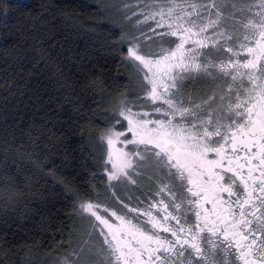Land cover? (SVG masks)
Wrapping results in <instances>:
<instances>
[{
	"label": "snow or ice",
	"instance_id": "obj_1",
	"mask_svg": "<svg viewBox=\"0 0 264 264\" xmlns=\"http://www.w3.org/2000/svg\"><path fill=\"white\" fill-rule=\"evenodd\" d=\"M114 6L131 24L115 50L140 91L113 102L98 78L95 107L74 108L102 129L99 178L115 205L80 201L86 230L57 264H264V0ZM3 192L7 214L17 193Z\"/></svg>",
	"mask_w": 264,
	"mask_h": 264
},
{
	"label": "trees",
	"instance_id": "obj_2",
	"mask_svg": "<svg viewBox=\"0 0 264 264\" xmlns=\"http://www.w3.org/2000/svg\"><path fill=\"white\" fill-rule=\"evenodd\" d=\"M0 11L9 13L0 16V262L22 264L67 254L81 200H113L99 178L102 129L78 120L74 105L95 107L88 85L98 78L113 102L135 96L138 77L115 50L121 30L101 0H0ZM5 183L18 201L7 214Z\"/></svg>",
	"mask_w": 264,
	"mask_h": 264
},
{
	"label": "rangeland",
	"instance_id": "obj_3",
	"mask_svg": "<svg viewBox=\"0 0 264 264\" xmlns=\"http://www.w3.org/2000/svg\"><path fill=\"white\" fill-rule=\"evenodd\" d=\"M124 2H125V0H101V4H102L103 8L109 10V12L108 11L107 12L110 13L109 15H110V19L112 22L116 23L117 26L120 28V30H131L130 22L127 21L124 17V14L117 7L114 6L117 4L122 5ZM190 90H191V85H190ZM132 91L134 94H137L140 91V89L137 86V80H136V84L134 85V88L132 89ZM137 191L139 192L140 189L139 190H132V189L125 190L122 187L116 189L117 195L121 199H127L129 196H131L132 193L134 194V192H137ZM110 194H111V192H110ZM111 196L112 195H110L109 198H111ZM139 198H141L140 195H139ZM141 199H143V198H141ZM101 201L104 203H110V204L115 205L114 199L113 200L107 199V200H101ZM133 202H135V201L133 200ZM78 214H79V212H78ZM79 217L82 220L80 214H79ZM80 225H81V229L78 232V235L76 237L77 242L72 247L68 248L67 254H64V255L62 253L58 254V256L54 257L53 259L48 258V257L32 258L30 256H26V258L22 261V264H57V262L61 258L70 257V250L73 248H76L79 245V243L81 242V239H82V233L86 230V223L80 222Z\"/></svg>",
	"mask_w": 264,
	"mask_h": 264
},
{
	"label": "flooded vegetation",
	"instance_id": "obj_4",
	"mask_svg": "<svg viewBox=\"0 0 264 264\" xmlns=\"http://www.w3.org/2000/svg\"><path fill=\"white\" fill-rule=\"evenodd\" d=\"M139 195H140L141 198H144V196H143V189H140V191L138 193H136V194H133V193L131 194V196H134V197H139Z\"/></svg>",
	"mask_w": 264,
	"mask_h": 264
}]
</instances>
